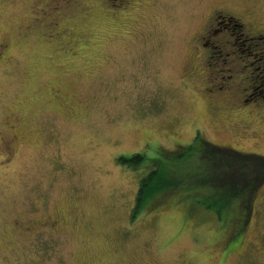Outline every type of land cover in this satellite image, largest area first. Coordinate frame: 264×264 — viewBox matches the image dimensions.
Listing matches in <instances>:
<instances>
[{"label":"rangeland","instance_id":"obj_1","mask_svg":"<svg viewBox=\"0 0 264 264\" xmlns=\"http://www.w3.org/2000/svg\"><path fill=\"white\" fill-rule=\"evenodd\" d=\"M225 9L264 31V0H0V43L10 45L0 62V128L14 120L28 136L9 162L0 148V264H264V184L242 248L225 253L241 200L222 215L200 202L221 192L223 165L214 163L216 186L199 183L198 154L171 152L199 136L264 155V98L245 102L251 86L227 99L248 86L240 78L250 67L230 78L194 53ZM216 85L231 92L209 100ZM160 149L171 153L167 170L182 166L177 194L131 224L139 177L117 157L157 158ZM209 149L217 150L205 144L207 161ZM181 191L202 208H188ZM16 217L25 222L18 235Z\"/></svg>","mask_w":264,"mask_h":264},{"label":"trees","instance_id":"obj_2","mask_svg":"<svg viewBox=\"0 0 264 264\" xmlns=\"http://www.w3.org/2000/svg\"><path fill=\"white\" fill-rule=\"evenodd\" d=\"M252 61L253 58L249 60V63ZM253 62L256 66H262L261 68L264 71V56L260 55L254 58ZM254 82L257 83L253 85ZM250 86H254V93H259V95H253L255 100L264 98V78L261 81H257L255 78L254 81L248 82L247 87ZM205 144L212 149H217L215 152L216 154L212 155H210L209 149L208 153L211 156L207 158L209 161L204 158L206 156L202 155ZM181 146L182 148H177L178 150L175 149L171 152H175L177 157L190 155L193 157L195 152L198 154L196 157L198 164L193 170L194 172H202L201 175L203 178L199 183L203 182L204 184L216 186L217 183L215 181L213 182V180L215 177L218 178L217 173L221 172L222 168H216L214 163L216 165H223L225 174H220L222 175L220 180L223 185L220 187L221 192H212L209 196L205 197V201L201 200L200 202H204V207L213 209L217 211L219 215H222L223 210L227 212V210L233 206L234 200H241L237 208L241 210L240 213L242 216L239 221L241 220L242 225L238 226L237 229L234 228L236 231L233 229L235 232L233 231L230 237L233 242V247H236L238 243L246 240L248 237V232L246 230L249 225L248 220H251V215L254 211V202L258 196L257 193L264 184V155L243 153L237 151L235 148L218 147L213 143L205 142L199 136H196L194 141L192 140L190 143L181 144ZM160 150L162 153H160V156L157 158H147V155L143 151H137L128 155L123 153L117 157L120 165L123 162H127L126 165L129 166L127 171L136 173L139 177L140 184L137 188L135 203L131 207V224L135 223L132 221L133 218L141 217H136L138 213H149L153 207L159 205L161 202H167V197L170 194H177L175 190H171L173 186H176L174 184L175 179L173 175L179 172L182 173V166L175 165L174 167H169V170H167L169 159L167 155L171 153H167L162 149ZM189 158L188 160L191 163H196V161H192ZM146 159H149L148 166L144 163ZM211 162H213L212 165L210 164ZM129 163H131V165ZM148 167H150V171L147 170ZM134 168L138 169V171H134ZM160 168H163V170ZM140 174L141 176H139ZM224 190H227V192L229 190V193ZM167 193L168 196L166 195ZM178 194H180L179 199L182 200L183 203L188 202V208H192V206H194L195 209L201 207L197 204L196 200L191 198V195L187 191H181L178 192Z\"/></svg>","mask_w":264,"mask_h":264},{"label":"flooded vegetation","instance_id":"obj_3","mask_svg":"<svg viewBox=\"0 0 264 264\" xmlns=\"http://www.w3.org/2000/svg\"><path fill=\"white\" fill-rule=\"evenodd\" d=\"M0 46H2L1 51L3 53L0 58V62H2L6 54L10 51V45L8 43H0ZM194 46V53H197L196 57H199L201 52H205L206 59L207 61H209V64H215L217 66V72L223 70L230 71V74L228 75L230 78L237 77V75L235 76L234 73L238 71V67H240L239 71H243L244 69H246V67H250V72L242 75L240 81L243 79L246 82L254 81L255 75L258 74L259 76L257 77L264 78V71L261 68L262 66H256L253 62L254 58H257L260 55L264 56V31L260 33H253L249 22H246L240 17H237L232 11H229L227 9L222 11H215L207 25L198 34L196 44H194ZM241 54L246 55L245 58H253V61L249 63V60H246L247 64H239L240 61L238 60V55ZM195 67L191 69L188 68V72L196 73ZM234 68L236 69L234 70ZM228 88L229 87H227V85H216L215 88H212L210 91L211 93H213V95L216 96L209 98V100L217 98L219 93H230L231 91L228 90ZM247 88L248 87L246 86L245 88L242 87L241 89H235L234 93L227 97L228 101H230V97L232 95H245V90ZM253 95H259V93H251L249 98H244V101L249 102L251 100V102H253L255 100ZM9 120L10 119H7L4 127L0 128V148H2V153H4V150H6L9 154V157H6L5 162H9L13 157V150H11L13 144L16 145L21 142H25V137L28 138V136L25 134L20 136L18 133H16V122L13 120V123H11ZM215 146L223 147L217 144H215ZM60 216L63 218H70L69 215ZM55 222H57V219H55ZM11 223L12 228L16 231L17 235L24 232L25 222H23L20 217L14 218ZM236 223V225L234 224L235 229H237L238 226L242 225L241 220L239 222L237 221ZM249 223L250 220H248V224ZM41 224L42 223L40 221L34 220L32 221L31 225L33 227L39 228ZM234 228L232 226L228 240L224 244L223 248L225 249L223 252L225 253L231 252V249L234 250L235 248H242L244 241H241L236 245V247H233V242L230 237L235 230ZM23 262H25V257Z\"/></svg>","mask_w":264,"mask_h":264}]
</instances>
